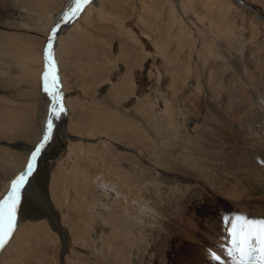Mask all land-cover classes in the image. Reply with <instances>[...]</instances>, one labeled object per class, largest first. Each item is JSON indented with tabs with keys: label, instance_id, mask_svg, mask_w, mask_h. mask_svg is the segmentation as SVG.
<instances>
[{
	"label": "bare ground",
	"instance_id": "1",
	"mask_svg": "<svg viewBox=\"0 0 264 264\" xmlns=\"http://www.w3.org/2000/svg\"><path fill=\"white\" fill-rule=\"evenodd\" d=\"M5 1L14 8L22 1L27 10L37 12L32 24L42 25L39 35L24 38L17 31L2 30L4 25H11L9 22L0 23V63L5 56L13 58L19 78L27 81L30 90L37 91L35 87L41 84L45 70V40L72 6V0H63L60 6L57 0H0V20ZM179 4L180 9L172 0H90L78 16L60 24L53 41L50 58L55 62L65 112L55 121L52 139L69 119L66 129L63 128L68 130L67 136H73L71 132L85 138L98 134L105 136V141L132 147L127 155L118 154L125 159L124 166L113 162L102 145L69 144L63 159H70L68 172L79 171L70 184L84 200L83 210L90 218L83 220L86 213L80 217L83 228L81 223H75L78 237L73 238L96 250L104 240L121 235L120 245H114L113 264H134L136 237L132 228L139 231L140 242L148 243L149 238L141 232L148 205L166 207L161 199L169 185H173L172 194L195 196L202 191L206 196L210 192V202L222 196L234 207L231 212L204 209L203 219L196 217L195 211L192 213L199 222L195 223L205 227L210 245L218 248L211 251L221 259L214 260L209 249L202 253L197 247V251L188 252L183 264H231V259L220 251L222 243L225 249L230 247L222 218L243 214L264 219V0H179ZM238 6L249 11L253 19L247 20ZM96 17L94 28L98 32L91 29L86 39L82 22ZM107 23H117L111 31L120 36L114 46L101 25ZM68 75L80 79L85 94L92 91L91 85L96 86L90 104L64 97L69 91ZM142 77L150 83L146 93L139 91L138 80ZM109 83L112 87L100 101L97 98ZM40 93L44 115L39 128L30 129L31 105L13 110L0 102L2 137L11 140L14 131V138L31 141L27 157L12 174L4 193L24 171L45 131L50 100L43 90ZM48 144L36 160V170L27 188L34 185L32 178ZM11 154L9 149L0 148V157ZM88 161L98 167L91 176L87 175ZM57 179L58 175L52 177L51 194L59 196L60 202L62 192ZM86 191L91 193L87 200ZM20 207L13 236L0 249V263L14 243L20 247L19 239L34 234L31 226H22ZM185 213L183 209V214L181 211L177 215L179 226L187 222L190 227L194 221L185 218ZM108 223H113L115 230L105 238ZM122 223L126 226L121 234ZM191 227L189 240L194 230ZM47 238L53 240L51 235ZM161 255L156 254V259L163 264L166 260Z\"/></svg>",
	"mask_w": 264,
	"mask_h": 264
},
{
	"label": "rangeland",
	"instance_id": "2",
	"mask_svg": "<svg viewBox=\"0 0 264 264\" xmlns=\"http://www.w3.org/2000/svg\"><path fill=\"white\" fill-rule=\"evenodd\" d=\"M172 1L176 8L180 9L179 0ZM57 2L60 6L63 0H57ZM3 7L5 8V11L2 14V20H0V23L2 21L3 23L9 22L11 25H2V30H6L8 32L17 31L18 34L24 38H28V36L31 37L32 35L36 34L39 35V32L42 29L41 23L37 22L36 25L32 24V20L37 19V12L35 10H27L22 1L15 8L11 7L10 4L5 1ZM238 7V11L245 14L247 20L253 19V17L249 15V11L240 6ZM255 7L259 9L261 8L260 5H255ZM97 22V17L88 23L82 22V27L84 28L82 31H84V35L86 34V39L89 37V35H91V29H94L96 33L98 32V29L94 28L95 25H97ZM115 24L117 23L101 24L107 29L109 35L108 39L113 41V46L116 44L117 36V40L120 38L118 33H111ZM99 31L100 35H104V31ZM4 49L7 51V47ZM19 74L20 71L15 60L9 56H5V58H3L2 62L0 63V102H2L3 105L9 106V108L13 110L25 108L31 105L32 118L30 120L31 122L29 123L30 129L32 126H38L39 128L44 115V113H42V111H44V107L41 102L42 96L40 93L42 91V81L39 79V83L41 84H39L38 87H35L37 91L40 90L39 92L35 91L34 88L33 90H30L31 88L29 87L27 81L19 78ZM72 76L73 75H68L66 77L69 91L64 97L69 96L70 100L79 98L80 103L90 104L89 101L93 98L95 92L94 89L96 86L91 85L93 88L92 91L85 94L80 87V79L76 80L72 78ZM7 78L8 81L5 80ZM108 85V88L101 93V97L97 98L100 101L104 99V96L112 87L111 83ZM138 86L139 91L142 90L146 93L150 83L147 78L142 77L138 80ZM79 108L84 109V105H80ZM68 120L69 119L63 122L62 128L58 129L56 136L49 142L45 155L39 164L38 170L36 171L34 178H32L34 180V185L27 188L28 184L31 182L28 183L23 192L24 199L22 201V206L20 207L19 219L23 227L31 226L33 228L34 234L27 236L25 234L21 239H19L21 250L20 247L14 243L13 247H11L10 250L5 254L4 262L2 261L0 264H70L80 263L81 261H86L88 264L115 263L114 251L116 248L114 249V245H120L119 241L121 240V235L118 238L112 237L109 241L104 240L96 250L79 239L74 240L73 237H78L74 229L75 227L77 228L75 223L78 222V225L80 226V217L85 215V213L86 216L83 218V220L90 218L89 214L83 210V208L86 207L84 205V200L82 201V199H80L78 195L75 194V190L70 184L72 180L74 183V178L72 177H75V174H78L79 171L68 172L67 165L69 164H67V162H70V159L67 162H65L63 159L68 153L69 144L102 145L106 149L107 156H109L113 162L124 166L123 162L125 159H121L118 154L122 156L127 155V153H130L132 147L129 148L128 145H124L122 143L119 145V143L115 144L112 143V141H105V136L98 134L95 136H88L90 139L85 138L83 134L77 132H71L70 134L73 136H67L68 130H63V128L67 127ZM12 133L13 137L11 140H5L0 133V148L9 149L12 153L11 156L7 158L0 157V196H2L4 193L3 189L11 179L12 174L15 173V171H17V169L20 167L21 163L24 162L29 149L31 148V141L22 137L14 138V134L17 133H14V131H12ZM75 148L77 147L75 146ZM83 148L86 147H82L81 149ZM95 155L96 153L93 154V156ZM86 163L89 164L86 165L87 175H94L96 171H98V167L92 164L91 161ZM61 166L63 169L59 168ZM65 172H68V174ZM56 175H58L60 178L57 179L59 182L58 189H60L59 191L62 192L60 196V202L59 196L53 197L51 194L52 177ZM66 177H68L69 180ZM79 179L81 180V178L78 176V180ZM184 185L185 184H182L181 186L184 187ZM172 186L173 185L167 186L165 194H162V204L166 207H162L158 204L148 205L149 209L145 214L143 221L144 226L141 229L143 235L149 238L148 243L140 242L138 239L139 231L136 227L132 228L133 235L136 237V243L133 252L137 256V258L135 257L136 259L133 260L132 263L161 264L158 262L160 259H156V254H162L165 256L164 259L166 260L163 264H183L188 254L193 251H197L198 248V250L202 251V253L206 252L208 249H218L215 245H210L205 227H202L201 223L197 225L199 222L197 219H194V215L192 216V213L195 211V216L198 218L200 217L199 219H203L202 216L204 209L208 212H210V210L212 211V209L216 212H231L234 210V207L222 196L214 197L215 201L210 202V192L206 196L203 195L202 191L201 194L199 193L200 195L196 194L195 196H189L188 194H178L177 192L172 194ZM53 189L57 191L56 187H53ZM85 194L86 200L90 199L91 193L86 191ZM197 202H199V204ZM183 209L184 213L186 212L184 217H187L188 220L194 221L193 223H190V227L192 226L191 228H194L195 224L197 223L194 228V230L197 231L193 230L192 233L193 240L190 238L193 241L192 243H188L191 241L187 237L188 234H191L188 223L185 222V224L179 226L180 224L177 220V215L179 216L181 211L183 214ZM51 213L53 215L52 218L50 215ZM196 220L197 222L195 223ZM125 226L126 225L124 223L120 225L119 230L121 234L123 233ZM81 227L83 228V224ZM105 228L107 229L106 232H108V235L105 238H108L110 233L115 230V225L113 223H108ZM203 230L205 231L202 232ZM49 235L53 237L52 241L48 240L47 237ZM179 236L182 237L180 238ZM226 239L228 240V235L226 236ZM108 243H110L111 252L109 246H107L109 245ZM192 244L195 248L191 246ZM202 245H204L203 247L205 249L202 247ZM167 250L170 252H167ZM220 251L222 253L224 252L222 250ZM129 256L131 257V255Z\"/></svg>",
	"mask_w": 264,
	"mask_h": 264
},
{
	"label": "snow or ice",
	"instance_id": "3",
	"mask_svg": "<svg viewBox=\"0 0 264 264\" xmlns=\"http://www.w3.org/2000/svg\"><path fill=\"white\" fill-rule=\"evenodd\" d=\"M90 0H72V6L64 12L60 22L51 30L44 49L45 70L42 73V90L51 98L49 115L45 124V131L40 142L35 145L25 166L24 171L17 175L10 183L8 190L0 196V249H2L13 236L16 228L17 210L21 205L22 190L29 183L30 177L36 170V160L52 139L59 120L65 112L62 104L61 91L58 88V78L54 59L51 57L53 41L61 23H68L83 10V6ZM50 68L52 71H50ZM227 225L226 232L230 247L222 251L231 259V264H264V219H252L243 214L225 216L222 218ZM212 259L219 261L221 257L209 251Z\"/></svg>",
	"mask_w": 264,
	"mask_h": 264
},
{
	"label": "water",
	"instance_id": "4",
	"mask_svg": "<svg viewBox=\"0 0 264 264\" xmlns=\"http://www.w3.org/2000/svg\"><path fill=\"white\" fill-rule=\"evenodd\" d=\"M48 38V37H47ZM47 38H46V40H45V44H44V48L46 47V45H47ZM49 100H50V102H49V105H50V103H51V98L49 97ZM49 105H48V108H47V114L49 115Z\"/></svg>",
	"mask_w": 264,
	"mask_h": 264
},
{
	"label": "crops",
	"instance_id": "5",
	"mask_svg": "<svg viewBox=\"0 0 264 264\" xmlns=\"http://www.w3.org/2000/svg\"><path fill=\"white\" fill-rule=\"evenodd\" d=\"M37 92H39V91H37Z\"/></svg>",
	"mask_w": 264,
	"mask_h": 264
}]
</instances>
